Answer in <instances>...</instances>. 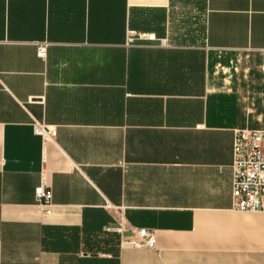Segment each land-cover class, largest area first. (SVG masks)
<instances>
[{"label":"crops","instance_id":"0c3cea01","mask_svg":"<svg viewBox=\"0 0 264 264\" xmlns=\"http://www.w3.org/2000/svg\"><path fill=\"white\" fill-rule=\"evenodd\" d=\"M243 130L264 0H0V264H264V213L232 208Z\"/></svg>","mask_w":264,"mask_h":264},{"label":"built area","instance_id":"2783aa9c","mask_svg":"<svg viewBox=\"0 0 264 264\" xmlns=\"http://www.w3.org/2000/svg\"><path fill=\"white\" fill-rule=\"evenodd\" d=\"M147 39L156 41V36L128 31L127 43L132 45L136 40ZM47 46L38 47V57H46ZM34 132L44 141L56 136V131L35 126ZM35 196L42 208L50 212L53 194L45 185L35 190ZM232 208L238 212L264 213V130L237 131L233 140L232 163ZM137 247L153 250L156 246V236L148 230L138 233Z\"/></svg>","mask_w":264,"mask_h":264}]
</instances>
